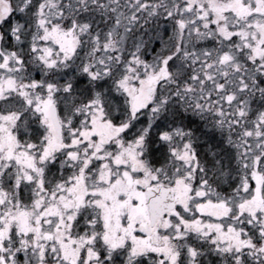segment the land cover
<instances>
[{
  "label": "snow or ice",
  "instance_id": "snow-or-ice-1",
  "mask_svg": "<svg viewBox=\"0 0 264 264\" xmlns=\"http://www.w3.org/2000/svg\"><path fill=\"white\" fill-rule=\"evenodd\" d=\"M0 264H264V0H0Z\"/></svg>",
  "mask_w": 264,
  "mask_h": 264
}]
</instances>
